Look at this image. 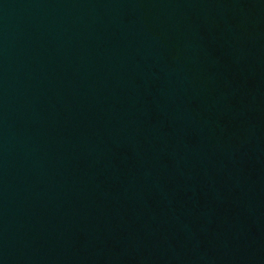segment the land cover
Here are the masks:
<instances>
[{
  "label": "water",
  "instance_id": "95a60500",
  "mask_svg": "<svg viewBox=\"0 0 264 264\" xmlns=\"http://www.w3.org/2000/svg\"><path fill=\"white\" fill-rule=\"evenodd\" d=\"M0 264H264V0H0Z\"/></svg>",
  "mask_w": 264,
  "mask_h": 264
}]
</instances>
